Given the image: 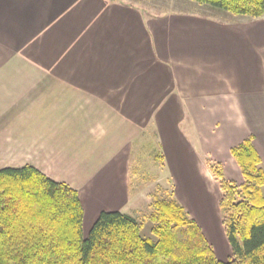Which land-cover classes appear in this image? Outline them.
<instances>
[{
  "label": "crops",
  "instance_id": "crops-1",
  "mask_svg": "<svg viewBox=\"0 0 264 264\" xmlns=\"http://www.w3.org/2000/svg\"><path fill=\"white\" fill-rule=\"evenodd\" d=\"M248 137L264 167V15L191 0H0V169L32 166L76 190L82 232L103 211L133 217L145 193L131 183H157L162 156L174 189L163 195L218 255L181 189L218 210L205 161L241 183L229 150ZM217 233L227 259L220 211Z\"/></svg>",
  "mask_w": 264,
  "mask_h": 264
},
{
  "label": "trees",
  "instance_id": "trees-1",
  "mask_svg": "<svg viewBox=\"0 0 264 264\" xmlns=\"http://www.w3.org/2000/svg\"><path fill=\"white\" fill-rule=\"evenodd\" d=\"M235 16L259 18L264 0H191ZM242 182L206 160L218 184L220 221L230 257L219 260L202 229L173 198L153 199L143 221L103 211L87 236L78 193L32 166L0 169V264H264V167L248 137L229 150Z\"/></svg>",
  "mask_w": 264,
  "mask_h": 264
},
{
  "label": "rangeland",
  "instance_id": "rangeland-1",
  "mask_svg": "<svg viewBox=\"0 0 264 264\" xmlns=\"http://www.w3.org/2000/svg\"><path fill=\"white\" fill-rule=\"evenodd\" d=\"M190 135H194V134L190 133ZM192 140L196 143L195 139L192 138ZM155 149H153V152L155 151ZM157 152H160V154L162 155V151H160L159 147H157ZM162 158L163 157L161 156V158L158 160L159 162H156L157 163V165H156L157 169H155V168L153 169V167L151 166V175L150 176H154V178H158L157 183H153L151 181H149V183H137L136 178L138 176H136L134 178V183H131L132 184V187H131V193L132 194L136 193L137 191H143V194L145 193L144 196L142 197V199H140V198L136 199L135 203L137 206L136 209H138V211H135V214L133 215V217L138 222L143 221V228L140 232L141 237L142 238H150L152 240L154 239V237L152 236V234L150 232L151 224L148 220L145 219V217L150 213V208H149V206H147L148 203L145 204L142 202V200L144 199L145 201L146 200L148 201L150 196H151L152 200H153L154 196H156V199H160V200L166 199V197L163 195L162 190H168L169 195H170L169 197H171L172 191L174 192L173 185H172V183H170L171 179L169 176H167L168 172L166 170L165 165L162 163ZM166 176H167V179H166ZM201 185H202L201 186V188H202L204 186V183H201ZM179 188H181L180 183H178V188L175 189V193L177 195H178V193H181L178 191ZM183 189L186 190V188H183ZM181 191L183 192V194L187 200V201H185L187 210L189 211L191 208H194L198 212V215L201 216V218H198L197 220L204 227V229H205L206 233L208 234L210 240L214 243V244L212 243L213 244L212 246H214L218 252V255H216V257L221 261L227 260L225 255H224V252H225L224 242L219 237V235L217 233L219 209L217 210V208L215 207V204L212 203V201H213L212 195H210L211 197L210 196L208 197V196H204L202 194V197H200V195H199V197L197 198V196H195L196 192L193 191V189H191V188L188 189V191L186 190L185 193L182 189H181ZM262 193L264 196V187L262 188ZM185 211H186V209H185ZM190 212H192V211L190 210ZM85 225H86V223L84 224L83 233L87 234V230L85 228ZM220 242H221V244H220Z\"/></svg>",
  "mask_w": 264,
  "mask_h": 264
}]
</instances>
